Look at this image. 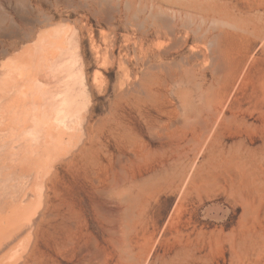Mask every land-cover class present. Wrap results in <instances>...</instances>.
Masks as SVG:
<instances>
[{
	"label": "rangeland",
	"instance_id": "374dc122",
	"mask_svg": "<svg viewBox=\"0 0 264 264\" xmlns=\"http://www.w3.org/2000/svg\"><path fill=\"white\" fill-rule=\"evenodd\" d=\"M58 52L88 123L35 264H264V0H0L1 73Z\"/></svg>",
	"mask_w": 264,
	"mask_h": 264
},
{
	"label": "bare ground",
	"instance_id": "6f19581e",
	"mask_svg": "<svg viewBox=\"0 0 264 264\" xmlns=\"http://www.w3.org/2000/svg\"><path fill=\"white\" fill-rule=\"evenodd\" d=\"M62 55L55 53L48 62L53 82L34 81L32 71L42 64L36 57L10 77L0 72V264H35L37 236L52 218L49 192L56 195L58 190V174L46 166L53 167L51 162L61 157L75 131L80 144L86 137L87 109L84 103L75 107L74 96L80 91L85 97L89 91L83 71L63 63ZM77 109L82 112L73 118ZM208 110L207 118L196 121L202 137L218 117ZM130 227L133 231L136 225ZM62 228L52 226L57 233Z\"/></svg>",
	"mask_w": 264,
	"mask_h": 264
}]
</instances>
